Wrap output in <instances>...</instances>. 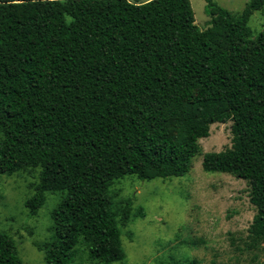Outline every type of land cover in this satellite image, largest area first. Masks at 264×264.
<instances>
[{"label": "trees", "instance_id": "trees-1", "mask_svg": "<svg viewBox=\"0 0 264 264\" xmlns=\"http://www.w3.org/2000/svg\"><path fill=\"white\" fill-rule=\"evenodd\" d=\"M205 2L201 28L190 0H0V42L18 46L28 118L14 169L39 166L24 206L36 215L45 191L63 193L39 246L45 264H70L78 247L97 263L120 260L121 228L145 213L129 199L116 206L112 182L187 173L199 139L227 121L230 146L204 152L202 169L246 181L249 245L264 250V26L252 37L247 25L264 0L238 14ZM0 264H23L1 231Z\"/></svg>", "mask_w": 264, "mask_h": 264}, {"label": "rangeland", "instance_id": "rangeland-1", "mask_svg": "<svg viewBox=\"0 0 264 264\" xmlns=\"http://www.w3.org/2000/svg\"><path fill=\"white\" fill-rule=\"evenodd\" d=\"M146 1V0H131ZM238 14L250 0H213ZM196 24L209 20L205 0H190ZM252 37L264 26V8L249 17ZM18 46L0 42V145H5L6 170L0 171V231L11 235L23 264H45L44 246L52 240L51 211L62 200L60 191H45L36 215L24 201L34 192L39 166L24 160L28 118L25 89L19 74ZM231 121L215 122L209 135L199 139L202 153L192 156L189 171L180 176L139 179L134 174L115 179L109 187L116 206L131 200L143 217H131L121 228L123 257L110 264H260L263 245H249L248 227L256 213L249 201V186L230 173L202 169L204 152L220 151L231 144ZM9 170H12L9 172ZM70 264H101L75 249Z\"/></svg>", "mask_w": 264, "mask_h": 264}]
</instances>
